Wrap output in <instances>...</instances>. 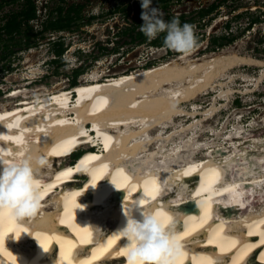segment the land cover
Returning a JSON list of instances; mask_svg holds the SVG:
<instances>
[{
	"label": "bare ground",
	"instance_id": "obj_1",
	"mask_svg": "<svg viewBox=\"0 0 264 264\" xmlns=\"http://www.w3.org/2000/svg\"><path fill=\"white\" fill-rule=\"evenodd\" d=\"M193 53L102 81L94 70L70 90L7 95L19 102L0 108V170L29 160L41 207L21 222L0 215V264H127L118 230L146 214L179 241L174 264H264V139L248 138L238 124L198 139L225 106L217 98L227 102L234 92L230 71L264 61L233 50L195 60ZM242 77L256 88L264 69ZM209 91L217 95L208 110L179 106ZM184 116L194 121H175ZM79 144L88 152L68 165ZM74 173L87 177L77 184Z\"/></svg>",
	"mask_w": 264,
	"mask_h": 264
},
{
	"label": "rangeland",
	"instance_id": "obj_2",
	"mask_svg": "<svg viewBox=\"0 0 264 264\" xmlns=\"http://www.w3.org/2000/svg\"><path fill=\"white\" fill-rule=\"evenodd\" d=\"M31 1L34 3L36 11V18L28 23L32 28V34L39 31L47 13L58 5L63 9V12L69 5H82L81 20L68 32L46 31L41 36L30 37L31 41L36 44L30 48H23V35H16L12 41H9L5 34H0V56L4 53V44L9 45L8 49L15 51L11 56H6L5 60L0 61V108L7 104H13L24 95L31 98L33 95H38L37 93L40 91L55 92L59 89H74L69 85V81L73 70L79 66L87 68L78 77L77 85L83 81L89 82L86 77L94 70L98 71L99 80L102 81L176 60L179 55L171 49H169L170 51L166 50L165 47L150 46L148 44L150 40H147L145 44L136 45L128 44L129 39L124 35L123 37L112 36L129 22L124 18V9L127 4H130L134 9L137 4H140V0ZM25 2L26 0H0V27L11 13L22 10L26 5ZM212 4L218 6L211 14L202 18L198 17V13L202 9L208 8ZM152 6L159 9L165 21H170V19L183 14L185 20H190L189 24L195 26L197 47L193 50L194 53L191 57L194 60L221 53L224 50H233L240 57L264 61V0H169L166 8L159 5ZM254 19H257L256 23L253 22ZM226 24H229V28H226ZM222 35L234 37L233 41L221 48L213 49L210 45V38ZM111 36L113 42L106 44V39ZM59 37H61L66 50L60 61L53 64L52 60L55 57L50 51L51 45L48 41H55ZM98 46H108L109 48L115 46L118 47V50L108 55H100L96 61H93V57L98 55ZM7 68L9 71H5ZM263 69L264 67L260 66L242 65L230 71L234 80L233 83H229V86L234 89V92L227 102L217 98L216 105L225 104V106L223 105L215 115L203 122L204 132L198 135L199 140H203L202 142L212 140L214 137H211V129L218 131L225 125L221 132L222 135L232 132L233 125L237 124L245 130L248 138L264 139V78L255 88L252 86V81H246L247 79L242 77L257 78ZM15 89L21 92L17 94L20 97L13 101L8 100L7 95ZM247 89L250 92H246ZM216 95V92L209 91L208 94L183 102L179 106L185 111H190L193 104H197L199 110H208ZM197 118H200V115H197ZM179 119L183 125L194 121V118L185 116L176 118L175 121L178 123ZM90 126L87 125V128L91 129ZM155 130L156 128L151 130L153 135ZM91 132L95 136L94 130ZM164 132L170 133V129L167 128ZM218 140L221 141V139ZM154 146V143H150L148 149L153 151ZM203 154L204 152L197 153L194 156L200 159L204 157ZM65 161H69V165L73 163V158ZM81 177L83 175H77L75 183L78 184L84 180V177ZM186 185L189 190L192 183ZM187 193L189 194V192ZM110 225V220L106 221L105 228Z\"/></svg>",
	"mask_w": 264,
	"mask_h": 264
},
{
	"label": "clouds",
	"instance_id": "obj_3",
	"mask_svg": "<svg viewBox=\"0 0 264 264\" xmlns=\"http://www.w3.org/2000/svg\"><path fill=\"white\" fill-rule=\"evenodd\" d=\"M140 5L139 31L147 39L164 33V45L181 55H188L197 47L194 25H181L177 18L165 21L159 9L152 6V0H140ZM39 163L44 164V161ZM40 207L41 193L32 163L22 159L3 167L0 170V215L9 211L11 218L21 222L36 216ZM169 227L162 224L156 214H146L140 220L127 219L125 226L118 230L127 241V264H174L179 241Z\"/></svg>",
	"mask_w": 264,
	"mask_h": 264
},
{
	"label": "trees",
	"instance_id": "obj_4",
	"mask_svg": "<svg viewBox=\"0 0 264 264\" xmlns=\"http://www.w3.org/2000/svg\"><path fill=\"white\" fill-rule=\"evenodd\" d=\"M123 1V0H122ZM129 1V0H125ZM169 0H153L152 5L155 6H161L162 8L167 7V2ZM128 3V2H126ZM25 7L22 8L17 13H11L7 18H5L4 23L0 27V34H5L7 39L9 41H12L14 36L16 35H23L24 42H23V48H30L34 47L36 44L31 41L30 37H36L41 36L44 32L50 31V32H63V31H70L72 26L76 25L79 20H81V6H73L69 5L63 12V9L60 7V5L56 6L53 10L49 11L46 15L45 21L41 23V27L39 31L36 33H31L32 28L28 25L29 21L36 18V11H35V5L32 3L31 0H26ZM217 4H212L208 8L202 9L200 13H198V17L202 18L204 16H207L211 14L216 8ZM141 5L137 4L134 9H132L130 4H127V6L124 9V18L125 20H129L126 26H122L119 31H117L115 34H112L113 37L119 36L128 37L129 41L128 44H136V45H142L147 42V39L143 33H141L138 28L139 25H141ZM238 17V16H237ZM179 19L181 25L184 23H189L190 20H185V15H179L178 17H175ZM236 18V17H235ZM171 20V19H170ZM254 23L257 22V19H254ZM127 22V21H126ZM250 25V24H249ZM226 28H229V24H226ZM108 38L106 41V44L112 43V37ZM164 33H161L158 35L157 38L152 39L149 41L150 46L155 47H165L166 50H169L164 45ZM203 36V35H202ZM61 37L57 38V40H49L50 51L54 55L55 59L52 60L53 64H57L58 61H60L61 56L63 55L64 51L66 50V47H63V41L60 39ZM234 37H228L227 35H222L220 37H211L210 38V45L213 49L215 48H221L233 41ZM9 45L4 44L3 51L4 53L0 56V61L5 60L6 56H11L15 51L8 49ZM98 55H95L93 57V61H96L97 58L100 55H108L112 52H116L118 50V47H111L108 46H98ZM170 51V50H169ZM87 68V67H85ZM84 66H79L75 70H73V74L71 77V80L69 81V85L71 87H74L77 85V79L78 77L84 72ZM3 70V69H1ZM5 71H9V68H7Z\"/></svg>",
	"mask_w": 264,
	"mask_h": 264
},
{
	"label": "flooded vegetation",
	"instance_id": "obj_5",
	"mask_svg": "<svg viewBox=\"0 0 264 264\" xmlns=\"http://www.w3.org/2000/svg\"><path fill=\"white\" fill-rule=\"evenodd\" d=\"M77 6H81V9L83 8V6H82V5H77ZM80 12H81V11H80ZM108 38H109V37H108ZM108 38L106 39V41L108 40ZM106 41H105V42H106Z\"/></svg>",
	"mask_w": 264,
	"mask_h": 264
}]
</instances>
